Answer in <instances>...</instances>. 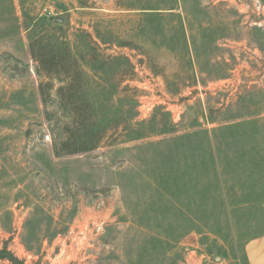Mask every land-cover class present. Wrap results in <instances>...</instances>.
Instances as JSON below:
<instances>
[{"label":"rangeland","instance_id":"rangeland-1","mask_svg":"<svg viewBox=\"0 0 264 264\" xmlns=\"http://www.w3.org/2000/svg\"><path fill=\"white\" fill-rule=\"evenodd\" d=\"M47 25L79 52L77 31L101 43L113 61L83 68L100 118L152 134L54 154L29 52ZM4 248L23 264H264V0H0Z\"/></svg>","mask_w":264,"mask_h":264},{"label":"trees","instance_id":"trees-1","mask_svg":"<svg viewBox=\"0 0 264 264\" xmlns=\"http://www.w3.org/2000/svg\"><path fill=\"white\" fill-rule=\"evenodd\" d=\"M46 30L42 35L29 39V52L39 80V97L56 156L83 154L103 146L110 147L140 139L154 132L152 126L146 133L136 135L138 131L129 125L119 130L117 124L104 121V117L100 118L104 109L101 98L105 96V90L102 93L95 91L83 68L88 67L94 71L98 69L101 72L113 61L105 55L101 43L93 40L89 33L77 31L80 35L75 38L90 47L83 53L73 48V43L64 37L63 29L47 25ZM123 72L121 69L117 74L116 82L119 84L125 78ZM149 124L150 120L140 123ZM0 260L23 264L5 248L0 250Z\"/></svg>","mask_w":264,"mask_h":264},{"label":"water","instance_id":"water-1","mask_svg":"<svg viewBox=\"0 0 264 264\" xmlns=\"http://www.w3.org/2000/svg\"><path fill=\"white\" fill-rule=\"evenodd\" d=\"M57 22H61V19H60V18H58V19H57Z\"/></svg>","mask_w":264,"mask_h":264}]
</instances>
